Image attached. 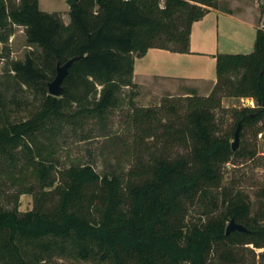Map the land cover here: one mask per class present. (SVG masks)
Returning <instances> with one entry per match:
<instances>
[{"label": "trees", "instance_id": "trees-1", "mask_svg": "<svg viewBox=\"0 0 264 264\" xmlns=\"http://www.w3.org/2000/svg\"><path fill=\"white\" fill-rule=\"evenodd\" d=\"M193 1L77 0L66 24L58 12L41 10L39 0H20L9 7L7 0H0V42L6 27L18 24L25 27L28 43L41 48L12 61L16 80L44 95L37 110L16 122L0 99V154L8 152L13 159L14 149L31 148L36 156L33 172L44 180L49 168L39 159L51 154L47 150L53 137L47 132L54 130L55 120L105 117L119 106L124 86L138 87L135 58L150 48L188 52L192 25L208 10L200 4L212 5V0ZM71 58L62 94L51 95L48 81L55 78L57 63ZM216 69L212 92L187 96L184 114L170 122L163 123L159 115L162 110L177 114L176 103L137 106L138 93L131 94V120L140 142L179 141L190 146V154L149 152L146 162L142 151L124 176L100 174L91 164L72 166L65 185L55 188L62 196L56 213L36 206L27 211L0 208V264H56V258L101 264H214L213 248L227 239L238 237L264 248V204L252 215L250 202L232 198L220 218L191 226L184 222L185 200L209 197L222 178L223 163L233 154L229 135L216 134L213 109L221 105V97L256 100L258 106L238 115L242 124L264 117V19L254 51L219 53ZM74 104L77 109L71 112ZM231 219L248 230L226 233Z\"/></svg>", "mask_w": 264, "mask_h": 264}, {"label": "rangeland", "instance_id": "rangeland-1", "mask_svg": "<svg viewBox=\"0 0 264 264\" xmlns=\"http://www.w3.org/2000/svg\"><path fill=\"white\" fill-rule=\"evenodd\" d=\"M19 1L7 0L6 5L8 7L11 4L18 5ZM229 1L212 0V5H200L206 9L218 4L224 7L228 6ZM257 1L263 24L264 0ZM39 6L43 11L58 12L66 24L70 22L71 7L68 0H39ZM241 6L245 12L250 10L245 4ZM5 36L6 38L0 42V99L7 106L5 111L9 119L16 122L26 119L37 110L43 103L44 95L36 88H28L18 83L11 63L13 60H24L27 54H38L41 48L28 43L25 27L22 25H8ZM254 49L255 41L247 46H240L239 51L251 53ZM149 61L150 55L144 59L138 58V68L140 69L142 65L149 66ZM207 70L211 71L213 76L216 75L215 65L209 68L208 63ZM98 88L100 91L101 86ZM133 91L138 93L134 98L137 106L162 108L164 105L177 104V114L168 110L160 112L159 119L163 123L178 119L177 117L185 112L187 95L185 96L184 92L160 96L151 93L147 87L124 86L119 94V106L107 112L105 117L89 115L84 119L77 117L55 120L52 130L54 132H47L53 137L52 148L47 150L51 154L45 159H39L41 164L49 168L44 180L33 172L35 165L32 164V159H36V156L31 148L22 146L14 149L13 159L8 152L0 154V208L27 211L36 206L43 212L56 213L60 208L62 196L55 188L58 185H65L68 180L65 177L66 170L75 165L91 164L100 174L116 173L124 176L136 162L138 153L144 152L143 158L146 162H149V152L158 151L172 157L190 154V146H185L179 141L154 144L153 138H146L140 142L138 137L140 132L133 126L131 120ZM222 94L218 93L219 96ZM255 106L258 104L254 98L223 95L221 105L213 109L214 122L218 126L216 134H228L232 144L239 122H242L239 121L238 115L244 108ZM76 109L74 104L70 111L74 112ZM258 128H261V131L257 133ZM157 130L162 132L163 126H159ZM40 138L45 141V137ZM210 192L211 195L207 198L202 199L196 195L191 200H185L183 215L187 225L220 218L232 198L242 197L250 202L252 215L264 204V117L258 122L242 124L238 148L233 150L230 159L223 163L222 178L217 185L211 187ZM229 222L230 220L226 222V227ZM210 260L214 264H264V248L234 237L225 240L219 249L214 247ZM55 262L101 264L76 258H56Z\"/></svg>", "mask_w": 264, "mask_h": 264}, {"label": "crops", "instance_id": "crops-1", "mask_svg": "<svg viewBox=\"0 0 264 264\" xmlns=\"http://www.w3.org/2000/svg\"><path fill=\"white\" fill-rule=\"evenodd\" d=\"M246 1L230 0L228 6L208 7L205 15L192 25L188 52L153 47L144 56L136 57L134 82L160 96L177 92H184L185 96L209 95L217 82V69L213 76L207 64L209 68L216 67L219 53H243L240 46L256 42L262 14L257 0ZM244 4L249 11H243ZM149 55V66L139 69L138 58Z\"/></svg>", "mask_w": 264, "mask_h": 264}, {"label": "water", "instance_id": "water-1", "mask_svg": "<svg viewBox=\"0 0 264 264\" xmlns=\"http://www.w3.org/2000/svg\"><path fill=\"white\" fill-rule=\"evenodd\" d=\"M77 3V0H68V4L70 7L74 6ZM74 58L69 59L65 63L58 62L57 63V73L53 80L48 81V91L51 95L54 96H60L62 94V82L65 78V76L68 74L69 67L73 63ZM242 127V122H239V125L235 132V140L232 143V149L236 150L239 145V138H240V131ZM234 230H241V231H247L248 228L234 219H231L229 224L226 227V233H230Z\"/></svg>", "mask_w": 264, "mask_h": 264}]
</instances>
